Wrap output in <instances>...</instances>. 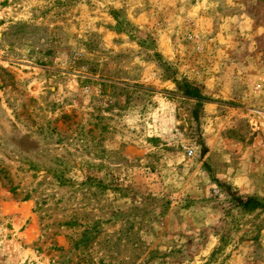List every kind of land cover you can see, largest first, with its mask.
<instances>
[{"label": "rangeland", "instance_id": "1", "mask_svg": "<svg viewBox=\"0 0 264 264\" xmlns=\"http://www.w3.org/2000/svg\"><path fill=\"white\" fill-rule=\"evenodd\" d=\"M0 264H264V0H0Z\"/></svg>", "mask_w": 264, "mask_h": 264}, {"label": "trees", "instance_id": "2", "mask_svg": "<svg viewBox=\"0 0 264 264\" xmlns=\"http://www.w3.org/2000/svg\"><path fill=\"white\" fill-rule=\"evenodd\" d=\"M62 178H63V177H62ZM65 181H66V182H69L68 179H65ZM251 202H252V203H256V204H257V205H256L257 208L262 207V206L258 203V201H257L256 199H251V200H249V201L247 202L246 206H248V205L250 206V203H251Z\"/></svg>", "mask_w": 264, "mask_h": 264}, {"label": "built area", "instance_id": "3", "mask_svg": "<svg viewBox=\"0 0 264 264\" xmlns=\"http://www.w3.org/2000/svg\"><path fill=\"white\" fill-rule=\"evenodd\" d=\"M191 155L193 154V151H191V153H190Z\"/></svg>", "mask_w": 264, "mask_h": 264}]
</instances>
